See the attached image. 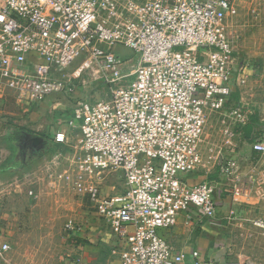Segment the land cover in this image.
<instances>
[{
  "label": "built area",
  "instance_id": "built-area-1",
  "mask_svg": "<svg viewBox=\"0 0 264 264\" xmlns=\"http://www.w3.org/2000/svg\"><path fill=\"white\" fill-rule=\"evenodd\" d=\"M235 11L234 0H0V87L29 107L86 92L54 140L65 143L80 129L85 176L74 180L75 192L96 203L127 264H185L161 230L191 208L214 218L238 169L226 156L215 178L191 183L180 175L217 159L199 145L208 113L222 111L239 87L231 73L236 56L246 59L229 36ZM252 148L264 154V140ZM113 169L122 189L105 192ZM246 191L238 178L231 193ZM1 229L0 258L11 249ZM65 229L77 226L68 221Z\"/></svg>",
  "mask_w": 264,
  "mask_h": 264
},
{
  "label": "crops",
  "instance_id": "crops-1",
  "mask_svg": "<svg viewBox=\"0 0 264 264\" xmlns=\"http://www.w3.org/2000/svg\"><path fill=\"white\" fill-rule=\"evenodd\" d=\"M236 73L240 75L239 87L227 102V105H231V102L236 101L235 106L227 108L226 105L222 111L209 112L207 117L230 119L233 116L238 120L243 118L244 121L236 123L237 127L232 135H225L224 126L220 121L219 124L216 122L214 124L216 133L212 138L216 141H211L209 134L206 133L200 146L203 141L213 145L214 142H219V137L224 138L225 145L215 144L216 149L210 154L206 153L217 158V168L213 170V167L208 165L188 175L191 183H197L205 178H215L219 174L223 158L228 156L237 160L238 169L221 191L219 199L221 206L215 217L211 219L202 217L201 212L196 208L183 211L170 228L162 229L160 232L175 253L184 254L185 264H244L246 258L252 257L249 253L256 250V246L261 250L257 245L261 237L257 233L261 232L259 225L264 227V210L260 209L264 203V155L260 158L261 154L253 150L252 144L264 140V79L258 78L257 61L247 59V63L242 65L238 56L235 58L231 76L236 77ZM60 97L52 95L38 106L29 107L18 104L12 90L0 87V152L10 150L4 136L12 125L24 127L32 134L36 132L50 140H54L55 131L68 128V122L75 112L71 107L59 109L63 104ZM233 112L241 114L242 117H237ZM33 117H36L34 121ZM252 119L255 121L251 123L249 133L245 134ZM206 126V131H210L209 122ZM218 146H221L219 150ZM238 178L244 180L247 191L241 195H233L231 189ZM4 189H19V187H0L1 231L11 243V249L0 258V264H127L122 259L123 250L117 237L110 231L106 220L96 214V203L77 193L75 194L80 200L74 203V211L68 219L77 226V229L66 230L61 224L58 228L49 229L46 227L49 221L44 220L45 224L41 223L43 227L39 228L29 241L33 243V249L36 248V243L38 248L42 249L45 246L46 254L22 255L19 247L22 223L14 217V214L5 211L1 197L2 194L4 195ZM103 190L112 192L120 189H113L111 186V189ZM257 215L263 216V219L256 217ZM262 234L264 236V230ZM27 239L25 237V241ZM50 244L55 245L53 252ZM196 252L197 256H195Z\"/></svg>",
  "mask_w": 264,
  "mask_h": 264
},
{
  "label": "rangeland",
  "instance_id": "rangeland-1",
  "mask_svg": "<svg viewBox=\"0 0 264 264\" xmlns=\"http://www.w3.org/2000/svg\"><path fill=\"white\" fill-rule=\"evenodd\" d=\"M234 6L236 11L228 17L231 42L236 51L245 57V63H247V59L257 61L258 78L264 79V1L234 0ZM118 50L125 55L124 57L135 56L134 52L130 50L123 48H118ZM72 68L73 66H70L68 70L70 71ZM86 86L87 89L91 90L98 87V82L86 81ZM80 97L86 98V92L78 91L76 95L60 97L63 104L61 107H57H60L59 109L73 108L74 101L80 100ZM234 102H231V105L228 104L227 108L228 106H235L236 101ZM72 118H74V114ZM34 119L36 117H33V121ZM219 121L225 128V135H232L237 127L236 123H239V120L233 116L230 119L208 118L207 122L210 123L211 130L205 131L203 138L208 133L209 139L216 141L212 139L214 138L213 134L216 133L214 124L216 122L219 124ZM26 130L24 127L12 125L5 133L4 137L10 146V150L8 149L4 153L0 152V187L13 186L16 188L18 186L19 189H4V195L2 194L1 197H3L5 211L14 214V217L22 223L20 227L22 238L19 242L21 254L32 253V255L44 256L47 248L45 246L42 249L38 248L36 243V248L33 249L34 245L29 240L39 228L43 227H41V223L45 224L44 220L49 221L46 224L49 229H55L61 225L64 227L69 215L74 211V203L80 200L75 194L74 180L81 174L85 176L84 170H81L79 166L84 151L83 141L78 127L68 131V140L65 143L47 139L36 132L28 134ZM34 138L39 139L36 146L32 141ZM218 139L219 142H214L213 145L206 144L204 141L201 146L199 145L201 147L199 150L203 156L206 157L213 152V149H216L215 144L225 145L224 138L219 137ZM219 147L221 146L217 147L218 150ZM263 155L261 154L260 158ZM217 164L218 160L215 159L210 166L215 170ZM180 175L187 179L189 174L180 173ZM83 178L86 179V177ZM104 183L107 184L105 189L111 188V186L112 188L115 187L114 189H122V172L116 169L106 172ZM30 191L33 192L32 195L29 194ZM260 209L264 210V203ZM256 217L262 218L263 216L257 215ZM259 230L261 232L257 234L261 238L257 245L261 250H258L256 246V250L249 253L252 256L250 257L251 260L246 258L244 264H264V236L262 234L264 227L259 225ZM25 237L28 238L26 241ZM248 239L251 238L248 237ZM25 245H27L26 248ZM50 249L53 252L55 245L50 244Z\"/></svg>",
  "mask_w": 264,
  "mask_h": 264
},
{
  "label": "trees",
  "instance_id": "trees-1",
  "mask_svg": "<svg viewBox=\"0 0 264 264\" xmlns=\"http://www.w3.org/2000/svg\"><path fill=\"white\" fill-rule=\"evenodd\" d=\"M254 121H255L254 119L251 120L250 124L247 126V128H246V130H245V131H246L245 134H246V133H249V128L251 127V123H253ZM19 130H22V129H19ZM26 131H27V130H26ZM27 133H31V132L27 131Z\"/></svg>",
  "mask_w": 264,
  "mask_h": 264
},
{
  "label": "water",
  "instance_id": "water-1",
  "mask_svg": "<svg viewBox=\"0 0 264 264\" xmlns=\"http://www.w3.org/2000/svg\"><path fill=\"white\" fill-rule=\"evenodd\" d=\"M32 141H33V144H34V146H36V145H37L36 143H38V142H39V139H37V138H34V139H32Z\"/></svg>",
  "mask_w": 264,
  "mask_h": 264
}]
</instances>
